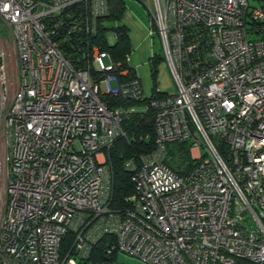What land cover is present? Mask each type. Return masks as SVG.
Segmentation results:
<instances>
[{"label": "built area", "instance_id": "1", "mask_svg": "<svg viewBox=\"0 0 264 264\" xmlns=\"http://www.w3.org/2000/svg\"><path fill=\"white\" fill-rule=\"evenodd\" d=\"M147 2L175 94L144 98L129 54L85 46L107 0H0V264H83L103 239L95 264H264L262 0ZM149 113L155 151L124 163L135 193L114 209L109 152ZM173 143L195 153L184 177L164 164Z\"/></svg>", "mask_w": 264, "mask_h": 264}, {"label": "trees", "instance_id": "2", "mask_svg": "<svg viewBox=\"0 0 264 264\" xmlns=\"http://www.w3.org/2000/svg\"><path fill=\"white\" fill-rule=\"evenodd\" d=\"M109 6V14L106 18L99 19L97 31L94 36L86 38L82 36L85 46L88 48L92 45H99L102 50L108 51L114 61L122 62L123 67L124 57L129 54L130 40L128 37V29L123 25L114 27L107 26V23L119 22L124 11L123 0H107ZM264 7V0H262ZM80 8H73V14H78L82 11ZM78 11V12H77ZM115 36L113 46L107 44L108 35ZM58 39V37L56 38ZM83 51L75 50L69 46L62 47V52L73 61L78 68L86 66V59ZM158 61L156 56L150 59V63L154 65ZM155 66V65H154ZM154 69V68H153ZM132 75L135 74L132 72ZM153 73L154 70H153ZM161 92L153 89L151 97L163 96ZM108 107H124L128 105L121 100L112 99L109 97L103 98ZM121 129L125 133V139H118L109 152V161L113 173V188H112V208L117 210H124L128 208L126 200L134 195V187L130 180V175L124 170L123 165L126 161L131 159H138L142 155H149L155 151L154 144V120L151 113L142 117L133 115L125 119L121 124ZM167 157L164 164L177 176L184 177L193 168L195 161L191 158V148L187 143H173L166 146ZM73 237L68 235L60 246V260L63 261L66 256L69 258L73 253L69 254L72 245ZM114 243L113 239H103L93 249L90 259L87 263L95 264L105 260V253L108 245Z\"/></svg>", "mask_w": 264, "mask_h": 264}, {"label": "rangeland", "instance_id": "3", "mask_svg": "<svg viewBox=\"0 0 264 264\" xmlns=\"http://www.w3.org/2000/svg\"><path fill=\"white\" fill-rule=\"evenodd\" d=\"M123 1L124 11L121 20L107 23V26L123 25L128 29L130 40L129 65L134 69L137 78L140 80L143 97H151L154 88L163 94H175L177 87L166 62L160 39L153 28L147 0ZM250 4L253 5L254 3L250 2ZM0 37L9 39L7 30L1 22ZM153 56L158 59L154 64L155 66L150 63ZM153 70L155 73H153ZM151 154L142 155L141 157H147ZM194 155L193 152L191 158ZM200 155L204 156L203 150H200ZM117 261L119 263H133V260L122 254L118 255Z\"/></svg>", "mask_w": 264, "mask_h": 264}, {"label": "crops", "instance_id": "4", "mask_svg": "<svg viewBox=\"0 0 264 264\" xmlns=\"http://www.w3.org/2000/svg\"><path fill=\"white\" fill-rule=\"evenodd\" d=\"M263 4V3H262ZM253 5H255V4H253ZM191 155H192V152H191Z\"/></svg>", "mask_w": 264, "mask_h": 264}]
</instances>
